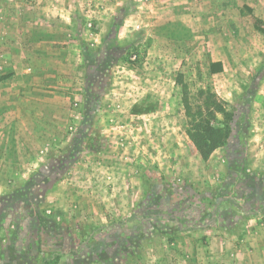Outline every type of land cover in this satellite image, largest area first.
Instances as JSON below:
<instances>
[{"label": "rangeland", "instance_id": "1", "mask_svg": "<svg viewBox=\"0 0 264 264\" xmlns=\"http://www.w3.org/2000/svg\"><path fill=\"white\" fill-rule=\"evenodd\" d=\"M247 4L264 8V0H0V47L8 44L0 50V86L15 76V60L6 54L17 38L23 71L49 68L80 89L68 104L67 125L41 126L55 137L35 148L37 169L25 186L46 171L44 183L27 196L24 186L0 193L3 205L17 199V210L28 213L17 223L20 264H178V255L190 259L168 235L175 218L185 228L195 212H215L224 229L264 225V39L251 37V17L235 21ZM56 8L73 13L59 15ZM217 8L226 13L219 16ZM73 17V27L58 28L64 37L48 39L43 58H22L34 30L62 27ZM244 30L254 49L236 43ZM218 59L225 71L211 74ZM210 94L237 108L233 138L216 150L222 154L213 170L186 133L184 106L188 98L195 112ZM146 95L162 108L133 115ZM6 113L0 115V159L15 133ZM74 138L81 141L79 158L65 173L50 171V155H60ZM40 218L52 229H38ZM241 234L235 239L246 252L238 264H264V252L246 246L264 238L248 241Z\"/></svg>", "mask_w": 264, "mask_h": 264}, {"label": "crops", "instance_id": "2", "mask_svg": "<svg viewBox=\"0 0 264 264\" xmlns=\"http://www.w3.org/2000/svg\"><path fill=\"white\" fill-rule=\"evenodd\" d=\"M245 6L250 7L249 10L252 11L251 14L247 12V8H244ZM245 6L238 8L235 21L243 23L247 22L246 17H251V37L253 39L256 37H258L257 39H264V37L254 29L253 24V16L264 20V8H253L251 4ZM71 9L73 8H56V10L52 12L59 15H67L73 13ZM205 10L212 11L213 9L205 8ZM214 11H218L219 16H221L222 13H226V8H217ZM73 20L74 17L72 21L67 22V24H64L62 27H55L53 24L49 25L48 27L52 30H34L32 32L34 41L25 44L27 46L21 49L22 53L27 54L22 58L36 59L38 54H41L43 58L42 52L49 45L47 42L48 39L52 42H56L60 37H64L59 32L61 29L58 28L73 27L75 23ZM220 20L221 19H219V21ZM58 23L61 24L60 22ZM236 27L239 28L238 25H236ZM244 33V35L238 36L239 38L236 43L240 45L250 44V46H253V41H250V34L247 35L245 30ZM7 46L8 44L5 46L1 45L0 50L6 49ZM10 49L12 53L6 55H8L11 60L12 58L15 60L16 64L11 71V73L15 72V76L13 75L11 77L12 83L10 82L5 87L0 86V89H4L0 93V115L3 113V110H7L6 117H9L8 125L15 126V133H13V143L10 142L4 145V151L0 159V193H9L7 190H17L20 186L25 187V179H28L37 169L34 160L36 156L35 148L47 144L51 138L55 137L54 133L48 134L50 133L48 127L46 129V127L41 128V126L57 125L59 130L61 126L67 125L69 121L67 118L68 104L73 101V96L75 97L76 94L80 92V89L75 85V81L72 82L68 80L66 76L60 74L53 75L49 72V68L41 67L38 72L35 69L33 74H28L23 71V69L19 67V41L17 38L11 39ZM51 49L53 50V47ZM216 61L222 62L225 71L224 60H213V63ZM35 126L38 127L36 128ZM58 133H60V131H58ZM4 141L5 140H2V143ZM220 154H222L221 150L215 151L209 158L208 163H211V170L216 168V166H214L216 162L218 165L217 157ZM48 159H50V157ZM48 159L40 164L45 165ZM39 162H41V160H38V163ZM219 167L221 168V166ZM62 189L63 191L70 190V188L66 186H62ZM75 189L77 188H73V191ZM64 195L66 196L65 193ZM3 204L4 203L0 201V264H20L19 256L24 252V244L23 241L19 239L22 229H19L18 224L20 219H27L28 213L24 212L21 214L20 210H17V199L5 205ZM80 207L82 206L80 205ZM47 212H50V210ZM205 217L195 212L189 217L190 222H188L190 225L186 228L181 226L184 219L174 217L177 222V228L174 231H170L168 235L175 241V243L174 241L172 242L174 245L176 244L175 247H182L181 251H187V253H189L187 257L190 259L185 262V260L178 255V264H238V255H241L242 252H246V250L242 251L241 244L236 242V234L240 233V238L241 235H243L241 233L246 231L247 234H245V239L249 241L251 238L254 242L257 238H264V225L254 229L246 228L245 230L243 224L236 223L234 226H231L230 229H224L222 227L224 222H220L221 218H219L215 212ZM238 228L243 229L238 230ZM49 229L52 228L50 227ZM183 230L186 231L184 234L190 236H181ZM236 230L239 232L236 233ZM229 238L232 239L230 240ZM179 240H183V242L181 243ZM246 246L249 248L248 252L250 253L255 251L264 252V248L255 249V247L264 246V243L259 240H256V244L251 243L249 245L246 244ZM178 248L176 249L178 250Z\"/></svg>", "mask_w": 264, "mask_h": 264}, {"label": "trees", "instance_id": "3", "mask_svg": "<svg viewBox=\"0 0 264 264\" xmlns=\"http://www.w3.org/2000/svg\"><path fill=\"white\" fill-rule=\"evenodd\" d=\"M244 8L248 9L247 12L249 14L252 13L249 10V6H245ZM119 20L120 17L116 19L115 26L119 25ZM253 24L254 29L264 37V20L253 16ZM223 70L222 62H214L210 65L211 74L221 73ZM245 99L246 105H250L251 98L246 95ZM184 106L186 116L190 119L186 133L195 149L201 155L202 160L207 161L214 151L226 146L232 140L237 124V108L228 107L225 102L219 101L213 94L208 95L206 101L199 105L195 112H193L188 98H185ZM161 108L162 103L159 100L155 101L151 95H146L133 105L131 113L133 115H147L159 111ZM218 115H221V120H218ZM80 143L79 138H74L67 147L60 150V155L51 154L49 164L45 166L48 169L51 168L52 170L50 171H55L59 174L65 173L79 158L81 152ZM90 147L94 149L95 144L92 142ZM46 174V171L43 172L41 179L35 175L32 181L26 184L24 188L26 196L31 193V188L44 183ZM39 220L36 227L40 230L45 226L48 229L52 226L51 222H46L41 218Z\"/></svg>", "mask_w": 264, "mask_h": 264}]
</instances>
